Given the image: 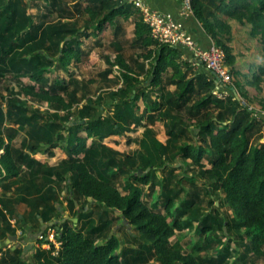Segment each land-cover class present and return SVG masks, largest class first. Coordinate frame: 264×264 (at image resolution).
<instances>
[{"label": "trees", "instance_id": "1", "mask_svg": "<svg viewBox=\"0 0 264 264\" xmlns=\"http://www.w3.org/2000/svg\"><path fill=\"white\" fill-rule=\"evenodd\" d=\"M73 2L75 10L68 17L62 14L66 10H59L61 19L66 21L50 25L35 21L27 0H0V73L20 80L17 96L8 97L5 106L0 104V184H4L5 191L19 186L15 196L0 197V243L9 236H17V230L24 233L25 227H29L39 234L41 227L48 225L43 232L45 239H38L39 243L47 242L49 229L54 228L58 230L56 237L61 247L57 255L53 243L49 250L38 249L34 254L36 264H150L152 261L201 264L199 258L186 254L181 243L173 242V238L176 231L184 230L193 222L199 223L198 232H209L208 221L213 220L224 234L226 223L232 228L244 229L245 233L239 237L250 239L253 250L261 252L264 144L253 143V139L264 126V117L244 104L239 95H245L244 81L256 87L264 83V64L244 65L249 70L243 71L237 68L236 57L227 50L235 79L229 96L221 99L214 94L216 81L212 73L199 64L205 70L191 75L189 58L192 55L188 49L154 40L134 6L124 0ZM45 3L50 15L61 6V0H45ZM194 10L216 45L223 46L220 34L230 33V25L220 18L224 16L250 26V34L264 47V0H196ZM76 14L86 17L82 28L71 22ZM132 14L137 15L133 46L147 48L141 57L149 64L138 73L118 53L111 69L103 75L107 78L116 66L121 67L118 81L122 85L106 99L112 110L110 116L99 113V99L77 107L78 95L69 91L67 80L49 84L47 74L55 69L70 73L72 62H82V47L88 39H100L110 27H114L115 37L119 36L122 28L118 18L129 19ZM179 58L186 61L180 62ZM169 70L172 72L169 83L174 89L166 91L163 76ZM23 79L32 83H25ZM20 97L52 104L57 111L32 110ZM261 104L264 111V101ZM184 110L187 116L181 119L177 113ZM146 119L167 121V144L148 129L135 156L121 158L104 143L145 126ZM6 124L14 127L7 137L3 133ZM20 132L28 133L31 141L17 147L14 141ZM182 139L198 142L179 145ZM28 150L31 154L51 157L56 150H61L66 158L50 166L36 160ZM207 156L212 162L210 167L204 164ZM179 159L183 160L182 167L190 160L201 169V180H208L203 186L223 192L225 203L234 211V219L221 218L217 211L215 216L193 214L182 221L187 214L197 213L196 200L188 196L180 199L187 191L184 186L175 192L168 182L157 178L159 171H167ZM178 170L171 169L170 177H176ZM124 175L120 188L116 182ZM182 178L186 182L193 179ZM155 182L161 185L162 191L149 206L144 200V189ZM64 189L68 191L70 209L82 210L79 225L70 220L59 226L51 225L59 213V194ZM23 204L29 207L27 215L18 212ZM96 206L104 207L98 223L92 217ZM116 212L128 222L129 226L124 225L121 230L127 231L137 247L130 242L123 245L113 232ZM16 217L17 226L13 228L10 220ZM5 248L0 247V264H29L22 248L4 252Z\"/></svg>", "mask_w": 264, "mask_h": 264}, {"label": "rangeland", "instance_id": "2", "mask_svg": "<svg viewBox=\"0 0 264 264\" xmlns=\"http://www.w3.org/2000/svg\"><path fill=\"white\" fill-rule=\"evenodd\" d=\"M27 2L31 5V14L34 16L35 21L39 24L44 22L45 24L52 25L58 21L63 23L66 20H63L60 17V13L62 12L59 11L60 8L66 10L65 12H62V14L66 17H68L67 14L72 13V11L75 10L73 7V0H61V6H59L58 11L52 15H50L49 10L46 8L45 0H27ZM225 20V22L231 27L230 33H222L219 36L221 37L222 45L226 51H230L231 54L236 57L237 68L247 72L249 68L245 67L244 65H250L253 63L264 64V47L258 41V39L252 37L250 34L251 27L244 26L237 21H231L227 19ZM71 22L82 28L86 21L84 16H74ZM133 32V24L131 21H129L124 22L123 32L117 37H115V31L112 29H107L100 36V39L91 37L82 47V62H72L70 73H67L64 70L55 69L53 72L47 74L46 77L48 78L49 84H54V82L57 80H67V82L70 83L69 91H75L78 95L79 102L76 105L77 107L80 108L84 106L89 100L97 101L99 99V113L104 117L110 116L112 114V110L109 109L106 99L108 98L111 91L117 90L122 85L120 79L118 81V77L121 76L122 72L121 67L116 66L113 71L114 73L109 75L107 78H104L103 75L104 72L111 69V63L115 61L118 53L124 55L125 60L138 73L141 72L143 66L149 64L144 60L143 57H141L142 55L146 54L147 48L133 46L135 38ZM179 61H186V58H179ZM189 63H191V67L193 68V70L190 72L191 75H193L198 70H205V68H202L198 64H194L192 61ZM171 75L172 72L169 70V72L165 73L163 76L165 80L166 91L174 89V87L170 86L169 83V78ZM19 82V79L5 77L0 73V104L5 106L6 99L8 97L17 96V92L19 91ZM23 82L32 83L28 79H23ZM243 92L245 95H239V98L244 99V104L246 103L247 106H250L251 109H254L256 112L261 114L262 117H264V111L261 104L262 101H264V83L256 87L249 86L244 81ZM21 99L27 101L32 110L50 113L57 111L56 106L52 104L34 101L33 99L26 97H22ZM186 112L184 110L182 112L176 113L181 119H184L187 116ZM61 114L63 115L64 113L61 112ZM144 124L145 126L136 128L135 131L127 132L124 137L107 139L104 141V143L107 145V147L116 151L121 158H125V156H135L136 152L141 148V142L145 137L146 130L148 129L153 132L155 137L167 144L169 138L167 121L153 122V120L151 121L150 119H146ZM13 129L14 127L10 124L4 125V135L6 137L9 136L12 134ZM261 136H263V138L258 140ZM30 141L31 138H29L28 133L20 132L16 135L14 142L17 147H21L23 142ZM186 142L194 144L198 141L195 142L194 140L182 139V141L179 142V145H183ZM253 143L264 144V126L261 128V131L254 136ZM26 152L31 154L29 150ZM31 155L36 160L49 164L50 166H56L64 158H66L65 153H63L61 150H56L55 155L52 157L46 154ZM173 162L175 163H173L171 168L167 169V171H159L157 173V178L162 180L163 183L168 182L171 188H173L172 190L175 192H179L180 188L184 186L185 190L187 191L182 193L180 199L188 196L189 198H194L196 200L197 213L187 214L182 218L183 222L191 218L193 214L197 216L199 214L201 217L209 214L215 216L217 211H219L221 218L227 220H232L235 218L234 211L227 203H225V196L223 192L214 191L211 186H209V189L206 188V186H203L204 183L208 184V180H201L200 168L196 167V165L190 160L187 161L186 165L184 164V167H182L183 160L181 159H179L178 162ZM204 164L206 167L211 166L212 162L208 156L204 158ZM174 167L179 168V170L176 172V175L178 173L177 176L179 177H170L169 172ZM141 170L143 171V169H140V171ZM125 176L126 175L119 177V181L116 182L117 186H121L125 180ZM182 176L193 179L191 182H186ZM3 185L4 184H0V197H11L17 194L19 186H13L12 189L5 191ZM206 189L208 190L206 191ZM144 190V200L149 206H151L152 199L155 200L156 197L160 195L162 188L159 183L155 182L153 183L152 187H146ZM149 194L150 196H148ZM67 198L68 191L67 189H64L63 192L59 194V213L54 217V225L59 226L66 220H70L72 223L74 222L78 225L81 224L79 214L80 212L82 213V210L77 207L79 209L72 211L67 203ZM221 204L224 205L221 206ZM103 210L104 207L102 206H96L93 208L92 217L95 220V223H98L99 215L102 214ZM18 212L22 215H27L29 212V207L23 204L19 206ZM114 216L117 219L113 227V232L123 241V245H126L128 242H130L132 246L137 247V242H134L132 238L128 236L127 231L121 230V228L123 229L124 225H128V222L119 217L120 212H116ZM11 220L15 221L14 224H12ZM11 220V225L14 227L17 226L18 218H12ZM22 224L24 225L23 222ZM208 224L211 226L210 231L206 233H200L198 232L199 223L193 222L191 226L185 227L184 230L176 231V236L173 238V242L179 241L183 246L185 253L192 254L199 258L198 260L201 264H234V262L238 259H241L239 264H264V246L260 248L261 252L254 251L250 239H242L239 237V235L242 236L245 233L244 229H235L231 226H227L226 223L224 226V234L222 230L218 229L216 223L213 220L208 221ZM81 227H79V229ZM42 228L43 227H41V229ZM57 231L58 230L54 228L51 229L46 237L47 242H41L38 245H35L36 249H32L27 253H24V248L27 244L24 245L15 243L11 239L12 236H9L2 241L3 246L6 247L4 252H9L10 248H13L14 246L20 247L23 250V257L25 260L29 264H36L34 254L40 248L49 250L52 248L53 243L57 248L55 253V255H57L61 247V243L56 237ZM24 233H22L21 236H23ZM17 236L20 235L17 233ZM222 250H226V252L224 251V253H221ZM0 255L2 254L0 253ZM150 264L159 263L152 261Z\"/></svg>", "mask_w": 264, "mask_h": 264}, {"label": "built area", "instance_id": "3", "mask_svg": "<svg viewBox=\"0 0 264 264\" xmlns=\"http://www.w3.org/2000/svg\"><path fill=\"white\" fill-rule=\"evenodd\" d=\"M196 0H181L180 17L182 19L195 16L194 4ZM134 6L142 15L144 23L150 28L151 36L161 44L180 46L189 50L191 61L204 65L216 81L214 94L221 99L229 96V89L233 86L234 75L228 64L227 51L216 44L210 48H202L199 43L185 30L182 22L176 21L169 13L160 12L150 8L143 0H124ZM14 224V220L12 221ZM16 227V226H15ZM13 226V228H15ZM51 229H49L50 231ZM19 235L22 231L17 230ZM38 239H45L43 234ZM35 245L39 244V240ZM47 240V238H46Z\"/></svg>", "mask_w": 264, "mask_h": 264}, {"label": "crops", "instance_id": "4", "mask_svg": "<svg viewBox=\"0 0 264 264\" xmlns=\"http://www.w3.org/2000/svg\"><path fill=\"white\" fill-rule=\"evenodd\" d=\"M143 1L150 8L157 10V11H160V12L169 13V14L174 16L176 21L182 22L185 30H187V32L199 43V45L202 48L208 49L212 45L215 44V41H214L212 35L207 31V29L203 26V24L201 22H199V20L196 18V16H191V17L184 18V19H182L180 17L181 0H143ZM204 2L206 3V1H204ZM74 4L75 3H73V6H74ZM209 10H210V8H209ZM133 11L136 12L134 9H133ZM76 16H80V15L77 14ZM220 18L226 19L224 16H221ZM84 19H86L85 16H84ZM118 19L120 21V26L122 28L120 33L123 32L124 22L131 21L133 24V31H134L133 35L135 37V14H132L129 17V19H124L123 17H119ZM109 29L114 30V27H110ZM190 57L191 58H189V61H191V59H192V56H190ZM147 67H148V64H147ZM25 228H26V232L24 233V235L18 236L20 238L19 244L26 245L30 242H34L33 238L38 234V232L35 233L36 231H34L32 228H29V227H25ZM16 247L17 246H14L13 248L15 249ZM33 249H36V246H34Z\"/></svg>", "mask_w": 264, "mask_h": 264}, {"label": "water", "instance_id": "5", "mask_svg": "<svg viewBox=\"0 0 264 264\" xmlns=\"http://www.w3.org/2000/svg\"><path fill=\"white\" fill-rule=\"evenodd\" d=\"M68 40H70V39H68ZM140 172L143 173L142 170H141ZM51 225H54V224H51ZM47 227H48V225H44L43 228L39 231V234H37V235L35 236V239H38V237L41 236V235L43 234V232L45 231V229H46ZM11 239H12L15 243H18V244H19V242H20V240H19L20 238H19L18 236H12ZM34 246H35V242H30V243H28V244L25 246V248H24V253H27V252H29L30 250H32V249L34 248ZM0 247H3V244H2V243H0Z\"/></svg>", "mask_w": 264, "mask_h": 264}]
</instances>
